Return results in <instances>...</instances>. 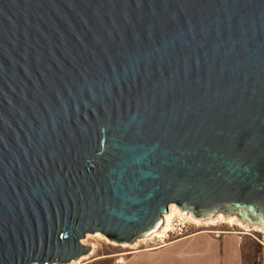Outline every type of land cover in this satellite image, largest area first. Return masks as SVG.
<instances>
[{
	"label": "water",
	"instance_id": "water-1",
	"mask_svg": "<svg viewBox=\"0 0 264 264\" xmlns=\"http://www.w3.org/2000/svg\"><path fill=\"white\" fill-rule=\"evenodd\" d=\"M171 203L264 233V0H0V264Z\"/></svg>",
	"mask_w": 264,
	"mask_h": 264
},
{
	"label": "crops",
	"instance_id": "crops-1",
	"mask_svg": "<svg viewBox=\"0 0 264 264\" xmlns=\"http://www.w3.org/2000/svg\"><path fill=\"white\" fill-rule=\"evenodd\" d=\"M130 264H264V246L245 232L201 230L136 253Z\"/></svg>",
	"mask_w": 264,
	"mask_h": 264
},
{
	"label": "rangeland",
	"instance_id": "rangeland-1",
	"mask_svg": "<svg viewBox=\"0 0 264 264\" xmlns=\"http://www.w3.org/2000/svg\"><path fill=\"white\" fill-rule=\"evenodd\" d=\"M229 216V215H228ZM237 217V216H236ZM238 218V217H237ZM175 228L173 232L169 234V236L164 240L165 242L171 241L178 237L196 232V231H207L212 234H221L226 232H242L246 231L245 233L248 234L255 242L259 245L264 246V233L255 231V230H242L238 226H230L227 223H218L217 226H197L189 221L180 220L179 217H175ZM244 222V221H243ZM95 234V233H90ZM87 246L92 244H96L97 251L94 255H92L87 260H84L79 263L74 264H130L132 260V256L139 252H149L151 251L152 247L154 248L157 245L163 244L158 238L153 241H148L146 243L140 242L138 246H135L133 249L124 248L121 246H114L106 242L105 239L100 237L89 236L87 234V238H83L82 242ZM151 247V249H149ZM138 251V252H137ZM123 259L122 262H119L120 259ZM68 264V263H65Z\"/></svg>",
	"mask_w": 264,
	"mask_h": 264
},
{
	"label": "bare ground",
	"instance_id": "bare-ground-1",
	"mask_svg": "<svg viewBox=\"0 0 264 264\" xmlns=\"http://www.w3.org/2000/svg\"><path fill=\"white\" fill-rule=\"evenodd\" d=\"M175 217H179L180 220L183 221H189L197 226H217L218 223H227L230 226H238L240 227L242 230H255V231H259L262 232L256 228H254L253 226L243 222L242 220L238 219L235 215H224V221H211V220H196V217L193 216L190 212H183L181 211V209L175 204V203H171L169 205V211L167 213H165L163 215V220L164 221H159L158 225L155 229H153L152 231H150L147 235H145L142 238H139L138 240H136L134 243H118L115 241H111L109 238H107L105 235L103 234H90L88 233V237L89 236H94V237H100L106 240V242H108L111 245L114 246H121L124 248H130L133 249L135 246H138L140 242L146 243L148 241H153L155 239H159L160 241H162L163 243H165V239L169 236V234L171 232H173L175 228ZM242 232H246V231H242ZM85 240H83L84 243ZM91 249L89 251V253L79 257L76 260H73L72 262L68 263V264H74V263H79L82 262L84 260H87L88 258H90L92 255H94L97 251V246L96 244H92L91 245ZM155 247H158L155 246ZM153 248V247H152ZM151 249V247L149 248ZM122 258L119 260V262H122ZM65 264V263H64Z\"/></svg>",
	"mask_w": 264,
	"mask_h": 264
}]
</instances>
